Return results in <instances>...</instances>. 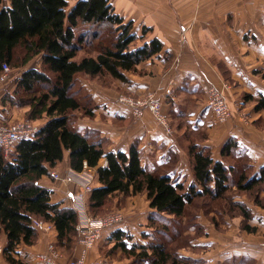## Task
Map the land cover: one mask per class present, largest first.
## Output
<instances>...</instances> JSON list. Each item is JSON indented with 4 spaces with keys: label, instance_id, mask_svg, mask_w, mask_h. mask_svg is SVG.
I'll list each match as a JSON object with an SVG mask.
<instances>
[{
    "label": "trees",
    "instance_id": "obj_1",
    "mask_svg": "<svg viewBox=\"0 0 264 264\" xmlns=\"http://www.w3.org/2000/svg\"><path fill=\"white\" fill-rule=\"evenodd\" d=\"M150 31L144 28L142 35L134 33L133 22L120 16L110 0H80L70 9L68 0H0V75L3 65L12 71L24 69L41 57L40 69H25L3 103L28 108L27 121L46 120L33 138L21 140L8 154L0 148V239L6 236L3 258L7 264H30L19 250L38 243L35 220L53 225L56 247L72 249L78 241V213L53 203L51 191L40 184L66 153L75 172L86 166L97 168L98 186L87 198L90 213L104 216L120 196L123 200L146 193L154 211L149 221L154 239L142 245L121 230L109 238L132 264H197L170 249L167 235L171 224L186 217L188 207L200 198L224 206L231 218L242 217L244 231H256L249 225L251 209L233 196L244 194L264 208L260 199L264 166L253 174L245 155L235 158V138L223 147L222 161H215L207 148L190 145L194 182L186 186L169 175L148 172L141 165L137 144L128 153L108 151L104 142L90 141L87 133L72 127L74 113L94 115L91 106L84 104L88 99L91 102L89 96L75 89L78 77L127 83L128 73H137L142 63L164 50L159 39L146 40ZM86 46L95 53L85 55ZM245 99L256 102V111L264 110V95H245ZM103 160L105 167L100 166ZM157 229L163 232L162 242L155 240Z\"/></svg>",
    "mask_w": 264,
    "mask_h": 264
},
{
    "label": "crops",
    "instance_id": "obj_2",
    "mask_svg": "<svg viewBox=\"0 0 264 264\" xmlns=\"http://www.w3.org/2000/svg\"><path fill=\"white\" fill-rule=\"evenodd\" d=\"M110 1L120 16L133 22L134 33L142 35L144 28L151 29L146 40L159 39L164 50L142 63L137 73H128L127 83L116 80L110 88H104L88 77H78L76 84L80 82L85 89L94 115L88 117L80 112L81 117L72 127L87 133L90 141L104 142L108 151L128 153L137 144L141 165L148 172L169 175L186 186L194 182L189 155L192 144L207 148L215 161H222L223 147L235 138L238 142L235 158L245 155L254 168L253 174L258 173L264 166V110L256 111V102L246 100L245 95L253 98L264 95V0ZM40 67L41 57H37L26 68L13 70L9 81L0 85V122L25 120L28 108L4 104L3 98L13 92L25 69ZM224 84L230 86L227 97L232 116L226 123H218L207 108V91ZM153 92L160 98L161 112L167 117L171 133L151 113L137 119L118 102L121 95L144 96ZM45 121L35 124L41 128ZM100 166L105 167L106 161ZM51 171L59 173L62 179L54 180L49 175L40 184L51 191L53 203L74 210L77 200L82 203L85 213L78 212V223L83 222L89 216V193H84L83 185L93 178V189L98 186L97 168L86 166L82 172H75L69 167L66 153ZM233 198L251 209L253 218L249 225L256 231H244L242 217L231 218L222 210L218 215L212 211L216 203L200 198L195 202L207 203L211 208L206 214L199 209L194 222L198 234L192 229L191 247L183 248L180 256L197 264H264V208L254 205L244 194H235ZM260 199H264V192ZM120 201L121 196L112 213L120 214L122 221L102 232L101 239L87 255V263L92 253L105 243L114 248L115 243L109 238L117 230L128 233L132 242L142 245L152 239L149 221L154 211L146 193L128 197L125 206L118 207ZM145 235H149L148 239ZM56 236L55 230L50 234L39 233L35 246L20 248L21 258L38 264L39 254L46 251L50 242L56 243ZM6 243L3 235L0 248L4 249ZM73 252L75 258L82 255L78 241ZM0 264H7L3 252Z\"/></svg>",
    "mask_w": 264,
    "mask_h": 264
},
{
    "label": "built area",
    "instance_id": "obj_3",
    "mask_svg": "<svg viewBox=\"0 0 264 264\" xmlns=\"http://www.w3.org/2000/svg\"><path fill=\"white\" fill-rule=\"evenodd\" d=\"M12 69L8 65H3L0 75V85L7 83L10 79ZM230 86L224 84L221 88L212 86L207 91V108L214 115L218 123H226L232 116L230 104L228 102L227 92ZM118 102L128 108L132 115L136 118H141L146 112L151 113L154 118L165 128L168 133H171L167 117L161 112L160 98L155 92L148 93L145 96H120ZM39 131V127L35 123L27 120L17 121L13 123L0 122V148L7 154L14 149L16 144L21 140L33 138ZM50 177L54 180H61L59 173L50 172ZM66 181V179H64ZM93 190V178L88 179L83 185L85 194ZM75 211L85 213L82 203L75 204ZM120 214H107L101 217H86L83 222H79L76 226L78 232V244L82 246V255L75 260L60 263L61 254L59 253L54 242H50L44 253L39 254L38 264H87V255L93 249L95 244L101 239L102 232L122 221ZM34 228L39 233L50 234L54 232L52 224H48L42 220L33 222ZM3 249L0 248V253Z\"/></svg>",
    "mask_w": 264,
    "mask_h": 264
},
{
    "label": "rangeland",
    "instance_id": "obj_4",
    "mask_svg": "<svg viewBox=\"0 0 264 264\" xmlns=\"http://www.w3.org/2000/svg\"><path fill=\"white\" fill-rule=\"evenodd\" d=\"M80 0H68L69 3V9L72 8L77 2H79ZM82 30V29H81ZM81 30H79L77 32V34H79L81 32ZM85 51V55H93L95 52L92 49V47H85L84 49ZM95 82H97L98 84H100L102 87L104 88H110L113 82H109L111 84H108V81H100L99 79L97 80H93ZM75 89L80 90L81 95H86V91L83 87H81L80 82H78L76 84ZM146 95V94H145ZM144 95V96H145ZM121 96H132V95H121ZM133 97H141V96H133ZM119 99V98H118ZM84 102V101H83ZM91 106V103L88 101H86L84 104H86ZM149 113V112H146ZM145 113V114H146ZM145 116V115H144ZM143 116V117H144ZM80 112L75 113L72 118H71V122L73 123H77L79 118H80ZM136 118V117H134ZM142 118V117H141ZM141 118H137V119H141ZM37 125V124H35ZM170 126V125H169ZM172 132V130H171ZM125 204V199H123L122 201H120L118 203V207H121ZM217 203H216V207H213L214 209L212 211L218 213V215H221V213H219V210L225 211V208L221 206L217 207ZM125 206V205H124ZM211 207H209V205L206 204H202L201 202H195L193 204V206L188 208L187 214H186V219L183 221L181 219L175 220V222H173V224H171L170 227H172V229L168 230V242L170 243V249H174V251H176L177 253H180L182 251V249H189L191 247V239L194 236L192 234V232L196 231V234H198V228L196 227V225L194 224L195 222V217L199 214L200 210L202 209L204 211V213H208V210ZM215 208H217L218 210L216 211ZM113 211V210H112ZM112 211L110 213H112ZM107 213V214H110ZM88 214L91 217H101V216H96L92 213L89 212L88 210ZM105 214V215H107ZM150 216H153V213H150ZM173 219V218H170ZM169 219V220H170ZM194 231H193V230ZM158 230V231H157ZM155 231L156 234V242H162L164 240L162 234L163 232H161V229H157ZM152 233H154V231H152ZM152 239L153 236H152ZM76 246V244H75ZM75 246L71 249L69 248H59L57 247L59 253L61 254L62 258H61V262L60 263H66L72 260H75L76 258L74 257V252L73 250H75ZM63 260H66L65 262H63ZM132 261H128V259H123V256L121 255V252L119 250H115L113 247H110L109 244L105 243L104 245L98 247V249L92 253V256L90 257V260L88 261L87 264H131ZM227 264H231V262H228Z\"/></svg>",
    "mask_w": 264,
    "mask_h": 264
}]
</instances>
